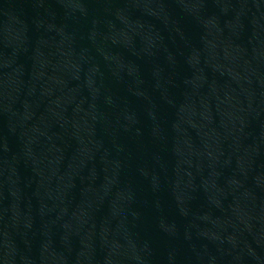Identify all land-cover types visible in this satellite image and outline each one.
I'll return each instance as SVG.
<instances>
[{
  "label": "water",
  "instance_id": "water-1",
  "mask_svg": "<svg viewBox=\"0 0 264 264\" xmlns=\"http://www.w3.org/2000/svg\"><path fill=\"white\" fill-rule=\"evenodd\" d=\"M0 264H264V0H0Z\"/></svg>",
  "mask_w": 264,
  "mask_h": 264
}]
</instances>
